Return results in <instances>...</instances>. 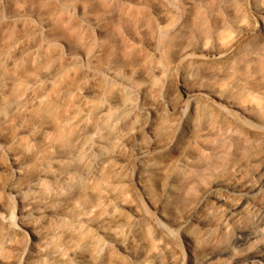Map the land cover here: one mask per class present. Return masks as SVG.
I'll return each instance as SVG.
<instances>
[{
	"label": "rangeland",
	"instance_id": "rangeland-1",
	"mask_svg": "<svg viewBox=\"0 0 264 264\" xmlns=\"http://www.w3.org/2000/svg\"><path fill=\"white\" fill-rule=\"evenodd\" d=\"M263 18L0 0V264H264Z\"/></svg>",
	"mask_w": 264,
	"mask_h": 264
},
{
	"label": "bare ground",
	"instance_id": "bare-ground-1",
	"mask_svg": "<svg viewBox=\"0 0 264 264\" xmlns=\"http://www.w3.org/2000/svg\"><path fill=\"white\" fill-rule=\"evenodd\" d=\"M263 21H264V18H263ZM143 127V124L139 123L137 125L134 126L133 129L135 130H139ZM123 145H124V141H118L117 142V146H118V149H122L123 148ZM176 147V145H171L170 149L169 150H166L164 151L163 153H161L159 156L160 157H163V156H167L171 150H173L174 148ZM139 160L140 161H146L148 163H151V159L150 157H148L145 153H143V155H141L139 157ZM116 167V166H115ZM2 221L4 222V224L8 225L9 227H12V228H15L14 226V221H13V218L11 216H7V217H1ZM23 230V229H22ZM9 264H16V260H12L9 262Z\"/></svg>",
	"mask_w": 264,
	"mask_h": 264
}]
</instances>
